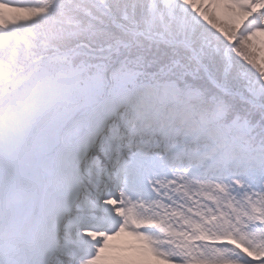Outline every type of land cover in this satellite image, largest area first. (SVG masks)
<instances>
[{"label": "snow or ice", "instance_id": "1", "mask_svg": "<svg viewBox=\"0 0 264 264\" xmlns=\"http://www.w3.org/2000/svg\"><path fill=\"white\" fill-rule=\"evenodd\" d=\"M0 264H264V0H0Z\"/></svg>", "mask_w": 264, "mask_h": 264}]
</instances>
